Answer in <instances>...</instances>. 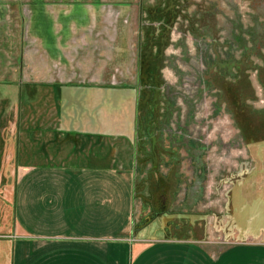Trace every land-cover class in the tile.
<instances>
[{
    "label": "rangeland",
    "instance_id": "1",
    "mask_svg": "<svg viewBox=\"0 0 264 264\" xmlns=\"http://www.w3.org/2000/svg\"><path fill=\"white\" fill-rule=\"evenodd\" d=\"M51 27L66 72L132 88L117 107L133 147V233L264 242L263 210L241 209L264 200V0H0V38L20 46L1 65L34 70L23 53ZM14 167L0 159L1 238L14 225ZM19 238L2 264L47 262Z\"/></svg>",
    "mask_w": 264,
    "mask_h": 264
},
{
    "label": "crops",
    "instance_id": "2",
    "mask_svg": "<svg viewBox=\"0 0 264 264\" xmlns=\"http://www.w3.org/2000/svg\"><path fill=\"white\" fill-rule=\"evenodd\" d=\"M49 33L36 50L23 53L31 72L0 61V159L17 164L14 225L0 236L2 258L20 237L31 240L39 258L47 256L42 264H264L259 239L217 245L207 237L133 233V147L120 133L127 127L117 107L132 88L81 82L66 72L65 43L53 38L52 27ZM10 39L0 38L1 57L19 56L20 46L7 45ZM44 48L46 68L40 65ZM114 92L109 106L117 109L104 103ZM15 113L4 136L1 122Z\"/></svg>",
    "mask_w": 264,
    "mask_h": 264
},
{
    "label": "trees",
    "instance_id": "3",
    "mask_svg": "<svg viewBox=\"0 0 264 264\" xmlns=\"http://www.w3.org/2000/svg\"><path fill=\"white\" fill-rule=\"evenodd\" d=\"M263 195H264V193H263ZM244 202H245V206L244 207L241 206V209L245 210L244 213L246 214L247 217H252L254 215H259L262 210H263L262 211V217H264V214H263L264 213V200L261 201L259 199V203L257 201L256 206L253 204L252 207H249V203H248L247 200H244ZM260 226L264 227V221H263V223ZM249 231H251V230H249ZM251 232H253V233L257 232L258 233V231H251Z\"/></svg>",
    "mask_w": 264,
    "mask_h": 264
},
{
    "label": "flooded vegetation",
    "instance_id": "4",
    "mask_svg": "<svg viewBox=\"0 0 264 264\" xmlns=\"http://www.w3.org/2000/svg\"><path fill=\"white\" fill-rule=\"evenodd\" d=\"M116 96H117V93L114 92L109 98H110V100H113V99H115ZM113 101H114V100H113ZM244 206H245V202H244V204H243L242 207H244ZM243 212H245V210H243ZM261 219H264V217H262ZM256 234H258V233H256Z\"/></svg>",
    "mask_w": 264,
    "mask_h": 264
},
{
    "label": "water",
    "instance_id": "5",
    "mask_svg": "<svg viewBox=\"0 0 264 264\" xmlns=\"http://www.w3.org/2000/svg\"><path fill=\"white\" fill-rule=\"evenodd\" d=\"M118 88H128V87L118 86Z\"/></svg>",
    "mask_w": 264,
    "mask_h": 264
}]
</instances>
